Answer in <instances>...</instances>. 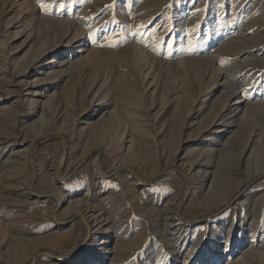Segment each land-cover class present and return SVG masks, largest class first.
Masks as SVG:
<instances>
[{"label": "rangeland", "instance_id": "obj_1", "mask_svg": "<svg viewBox=\"0 0 264 264\" xmlns=\"http://www.w3.org/2000/svg\"><path fill=\"white\" fill-rule=\"evenodd\" d=\"M0 264H264V0H0Z\"/></svg>", "mask_w": 264, "mask_h": 264}, {"label": "bare ground", "instance_id": "obj_2", "mask_svg": "<svg viewBox=\"0 0 264 264\" xmlns=\"http://www.w3.org/2000/svg\"><path fill=\"white\" fill-rule=\"evenodd\" d=\"M44 64H46V63H41V64L38 65V66L40 67V66H43ZM211 90H212V89H210V87H207L206 91H204L205 96H206V94L210 93ZM236 103H237V102H236ZM238 104H239V106H240V104H242V101H240ZM230 109H231V108H230ZM232 110H233V109H232ZM227 125H228V123H225V124H224V126H227Z\"/></svg>", "mask_w": 264, "mask_h": 264}]
</instances>
